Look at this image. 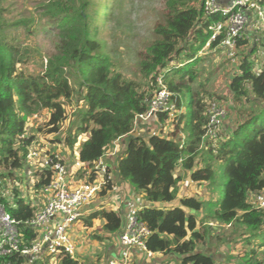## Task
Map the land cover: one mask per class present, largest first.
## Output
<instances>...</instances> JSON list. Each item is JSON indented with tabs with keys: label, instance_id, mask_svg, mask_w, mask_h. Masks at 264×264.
I'll use <instances>...</instances> for the list:
<instances>
[{
	"label": "trees",
	"instance_id": "16d2710c",
	"mask_svg": "<svg viewBox=\"0 0 264 264\" xmlns=\"http://www.w3.org/2000/svg\"><path fill=\"white\" fill-rule=\"evenodd\" d=\"M7 1L0 0V205L15 223L20 247L29 248L40 237L31 224L39 211L32 197L43 195L51 183L55 162L66 165L59 152L78 149L77 174H87L91 183L98 178L100 160L125 139L114 171L148 204L138 210L150 232L148 252L171 258V264H220L202 250L214 240H227L213 233L210 223L215 222L252 247L226 264H264L255 250L264 246V210L254 206L256 195L264 194V63L255 70L257 43L250 47L244 34L235 39L238 63L228 90L236 110L209 139L207 102L214 101V94L206 84L217 68L209 69L202 82L199 78L212 55L203 54L210 29L225 18L207 11V0H156L148 37L123 50L118 45L108 50L96 0H50L39 7L38 16L24 19L11 15ZM256 2L264 9V0ZM36 29L55 35L51 53L24 44L21 32L28 39ZM257 35L264 39V28ZM223 37L218 35L208 51H223L218 46ZM161 88L170 93L171 109L155 113L158 132L133 136L137 116L148 111ZM44 116L27 133V121ZM41 139L56 150L46 152L51 159L44 166L26 160L30 150L44 149ZM177 172L212 186V195L205 200L178 196L183 175ZM113 187L108 179L96 197H108ZM79 219L87 229L94 220L102 221V232L110 236L123 227V218L107 209ZM51 258L46 251L14 253L0 256V264H80L61 250L55 263Z\"/></svg>",
	"mask_w": 264,
	"mask_h": 264
},
{
	"label": "built area",
	"instance_id": "2783aa9c",
	"mask_svg": "<svg viewBox=\"0 0 264 264\" xmlns=\"http://www.w3.org/2000/svg\"><path fill=\"white\" fill-rule=\"evenodd\" d=\"M204 6L207 11L219 12L225 18L223 22L216 23L211 27L212 33L205 47L208 48L210 43L223 33L224 37L218 46L226 53L227 58L235 63L237 60L234 51L235 39L250 22V13L254 14V23L251 25H255L259 30L264 28V9L257 4L256 0H233L228 6L220 5L218 0H207ZM169 109H171L170 93L165 88H161L150 101L148 111L137 116L136 122L147 121L154 118L157 111ZM208 114L209 123L206 137L215 139L225 118V111L212 104L208 107ZM40 149L30 150L26 160L31 164L39 160L43 166L48 165L51 155L46 154L45 149ZM75 165L81 167L78 161ZM51 168L54 171V176L43 193L48 195V200L44 207L37 212L31 224L37 226L40 232L51 219L60 218V220L51 231L44 229L41 238L39 237L31 247L21 248L15 223L0 205V256H9L14 253L24 256L38 255L41 250L45 249L47 254L52 256L51 262L53 263L56 261L54 256L60 250L71 258L73 257L74 247L69 238V231L72 225L79 220L80 209L95 198L101 187L108 179L110 180V177L105 179L106 167L100 161L97 166L101 175L99 181L85 182L77 188H72L68 183L66 166L55 162ZM254 202L256 209L264 210L263 194L256 195ZM124 218L123 227L118 234L121 247L120 255L118 259L110 260L106 264H134L132 259L138 253H142L148 258L153 256L145 247V241L150 232L138 217V209L130 210Z\"/></svg>",
	"mask_w": 264,
	"mask_h": 264
},
{
	"label": "rangeland",
	"instance_id": "374dc122",
	"mask_svg": "<svg viewBox=\"0 0 264 264\" xmlns=\"http://www.w3.org/2000/svg\"><path fill=\"white\" fill-rule=\"evenodd\" d=\"M49 1L50 0H8L6 4L9 7L11 15H14L17 19H24L38 16L40 14L39 7ZM155 2L156 0H96V4L94 5V10L98 12V17L96 19L101 22L99 28L102 29L101 33L104 36L105 44L109 47L108 50L113 48L115 45H118L122 50L125 46L136 47L138 44L141 45V42L148 37L151 20L156 17L153 12V9L156 6ZM108 16L111 17L110 22L106 21ZM248 27L252 28L248 25L243 29L240 35L244 34L245 37L249 36L248 40H250V47L255 46L254 43H257V46L259 47V40H256L253 36H251L249 29H247ZM54 37V34L42 35V32L36 29L34 31V35L25 39L24 34L21 32V38L23 39L25 45L32 47V49L40 48L41 51L46 54L53 51ZM133 37H136L139 41L133 42ZM126 52L127 51L125 50L124 55H122L123 58L126 57ZM257 52L255 56H253V60L251 59L256 64L255 70L259 69V67L264 63V55ZM203 54H206L208 57L210 54L212 55L205 64V70L201 73L199 82H202L203 79L207 77V71H209L213 65L218 67L217 70L210 76V81L206 84V90L214 94V101L207 102L208 107L215 104L216 106L224 109V116H226L230 111L234 112L236 110L229 103L231 94L228 90V81L234 71L237 70L238 61L236 60L235 63H232L227 58L224 51L211 53L206 47L203 50ZM44 118L45 116L30 118L27 121V133H31L34 129H36L38 125L44 121ZM43 141L44 140L40 143ZM52 151L54 152L55 150L53 149ZM188 175V173L183 172V179L178 185V196H191L205 200L212 195V186L208 187L205 183L200 184L193 182ZM221 183L222 180L220 179L217 182V186L220 187ZM200 186L204 187L200 188ZM217 189L219 188L216 187L215 190L217 191ZM221 192L222 190H220V193ZM212 228L214 229L212 230L213 233H217L216 235H218L219 232V235H225L227 239H223V242L215 240L211 242V246L215 247L218 245L226 247L228 245L229 249H226L227 251L223 252L225 255L228 256V252L230 250L231 253L242 256L248 252L250 248H252L247 244L244 245L245 242L242 241L243 238L235 239V237H231L229 234L231 232V228H228V226H223L214 222ZM255 250L256 257L264 259V246H262L261 249Z\"/></svg>",
	"mask_w": 264,
	"mask_h": 264
},
{
	"label": "crops",
	"instance_id": "0c3cea01",
	"mask_svg": "<svg viewBox=\"0 0 264 264\" xmlns=\"http://www.w3.org/2000/svg\"><path fill=\"white\" fill-rule=\"evenodd\" d=\"M233 0H218V3L222 6H228ZM253 20V19H252ZM252 28L249 29L251 36L254 39L259 40L260 46L258 47V52L261 55H264V47L261 46L262 41L264 40L257 35L258 28L255 25H251V20L248 23ZM247 25V26H248ZM246 26V27H247ZM256 34V35H254ZM248 37V36H246ZM253 45V44H252ZM223 52V51H222ZM257 52V53H258ZM214 66V65H213ZM215 67V66H214ZM218 68V67H216ZM159 125L156 122L155 118H151L147 121H137L136 126L132 132L133 136H142V137H149L159 130ZM171 130L168 128L166 132H170ZM83 139L80 140V144ZM46 152L54 153L52 150L54 147H51L48 143L43 141L41 143ZM126 147V140L121 139L117 143H115L111 150L108 152V155L100 160L105 167L109 170V177L114 185L112 192L109 194L108 197L99 199L95 196V198L83 206L80 209V217L85 214H91L97 209H107L108 211H114L119 214L123 218L127 215V213L132 209H141L148 204L142 198V195L137 194L132 187L126 182H122L118 179L114 167L117 164L119 158H121L124 149ZM59 152V151H58ZM77 152L78 149L75 150L74 153H66V151L59 152L60 157L65 161L67 173H68V183L72 188H77L81 184L87 182L88 176L87 174H77V167L75 164L77 160ZM99 173V172H98ZM179 176L183 175V172L178 173ZM101 179L100 173L98 174V178L94 180L97 182ZM204 186H200L203 188ZM264 195V194H263ZM255 199V198H254ZM48 200V195L43 194L38 197H32V204L39 207L38 209L41 210ZM60 220V218H53L51 219L45 227L40 230V238L44 233V229L51 231L55 228V225ZM103 226V222L100 220H94L92 228H85L84 224L81 219H79L76 223H74L69 231V238L74 247V255L73 259L78 261L80 264H106L110 260L118 259L121 251V247L118 240V234L109 235L103 233L101 228ZM210 226H213V223H210ZM98 237V238H95ZM102 238V240H100ZM220 246V247H219ZM202 249V248H201ZM229 249L228 245L226 247H222L221 245L216 246H208L206 244V248L203 246V251L211 254L220 264H226L229 261L230 256H234L237 254L231 253L229 250L228 254L225 255L223 252H226ZM261 249V248H260ZM45 249L41 250L43 253ZM232 256V257H233ZM134 264H171V258H165L160 255L153 254L152 257H146L142 253H138L133 257Z\"/></svg>",
	"mask_w": 264,
	"mask_h": 264
}]
</instances>
